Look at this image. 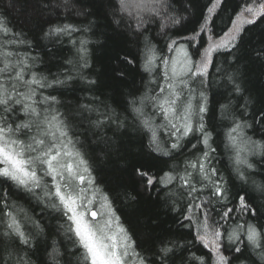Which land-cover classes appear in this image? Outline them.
I'll list each match as a JSON object with an SVG mask.
<instances>
[{
  "label": "snow or ice",
  "instance_id": "6c2138e0",
  "mask_svg": "<svg viewBox=\"0 0 264 264\" xmlns=\"http://www.w3.org/2000/svg\"><path fill=\"white\" fill-rule=\"evenodd\" d=\"M224 3L225 0H209L207 15L201 14L197 26L191 30L192 35L169 39L166 47L175 54L172 57L165 56L145 38L142 67L156 88H148L140 96H133L128 103L142 127L150 132L151 151L158 154L156 159H174V151L182 149L183 142L189 137L196 141L191 144L193 149L197 145L201 148L198 154L186 158L182 170L162 161L167 171L161 168L153 172L152 165L140 164L133 169V174L145 192H157L158 197L160 192L164 193L165 203L170 204L172 210L179 211L187 221L181 227L194 230V240L208 250L206 257L190 253L188 264H246L252 259L245 255L249 247L264 264V225L242 219L245 215L257 216L258 209L243 194L235 197V207H228L231 202L230 182L213 163L215 141L205 119L210 112L206 83L209 69L214 67V54L222 50L230 53L240 50L245 25L264 20V0H246L243 10L230 21L231 27L223 34L215 35L213 16ZM56 7L62 9L65 16L85 14L76 8L75 0H59ZM171 7V0H115L112 14L116 24L124 22L125 17L134 20V29L141 36L147 32L146 25L153 19L163 21L159 25L161 28L186 27L183 24L186 17L169 12ZM117 16L120 18L116 19ZM79 31L81 29L74 24H53L45 35L59 38ZM205 35L206 46L201 45L195 50L196 59L189 50L190 46ZM25 43L28 42L9 26V21L0 16V177L29 192H43L48 206L66 217L65 234L77 250L83 249L82 259L86 264H175L176 250L181 248L178 241L161 240L158 246H153L155 250L145 249L120 223L112 197L100 189L89 160L76 147L68 120L53 107L58 103L57 97L42 94L43 89L65 85L73 77L64 73V79L49 80L32 71L30 61L34 63L35 58L16 51L17 45ZM72 43L77 46V70L89 68V41L81 38ZM253 54L264 64V45ZM122 63L132 64L134 61L125 57ZM68 64L73 61L69 60ZM125 76L121 70L119 78ZM81 79L90 86L97 83L82 74ZM227 80L235 93L243 91L237 83L238 72L227 75ZM194 84L198 87L194 88ZM249 105L254 106L251 99L243 106L244 112L239 117L232 113L231 101L220 105L221 115L231 119L225 146L232 153L236 178L244 184L250 180L246 172L254 167L249 158L257 154L264 156V140H253L246 132L252 126L243 118ZM148 106L156 111L146 112ZM81 107L85 111H96L89 105ZM157 114L162 118L159 124L154 120ZM102 116L95 121L97 127L113 121L114 117L117 127L124 126L114 110ZM253 119L264 124V108L256 112ZM162 132L167 134V140L162 139ZM252 183L264 194V183ZM126 195L129 200H136L132 193ZM216 204L223 208L216 213L219 219L211 214ZM235 212H239L240 217L229 224ZM6 217L2 221L5 231L0 235L15 236L23 245H30L32 235L25 231L16 213L9 210ZM33 224L39 229L38 222ZM50 255L53 264H62L66 253L53 249ZM17 264L30 262L20 258Z\"/></svg>",
  "mask_w": 264,
  "mask_h": 264
},
{
  "label": "trees",
  "instance_id": "16d2710c",
  "mask_svg": "<svg viewBox=\"0 0 264 264\" xmlns=\"http://www.w3.org/2000/svg\"><path fill=\"white\" fill-rule=\"evenodd\" d=\"M58 2L59 0H0V16H4L9 21V26L28 42L17 45L16 51L20 55L34 57L35 62L30 61L32 71L49 80L64 79V73L73 77L65 85L43 89L42 94L57 97L58 103L53 107L58 108L68 120L77 142L76 147L89 160L97 184L112 197L120 223L133 234L137 243L145 249L155 250L153 246H158L161 240L178 241L181 248L176 250L175 264H188L190 253L206 257L208 250L194 240V230L181 227L187 221L183 220L179 211L172 210L170 204L165 203L164 193L160 192L158 197L157 192H145L137 184L133 174V169L140 164L152 165L153 172L161 168L167 171L168 168L162 161L182 170L186 158L193 153L198 154L201 146L197 145L193 149L191 144L196 141L189 137L183 142L182 149L174 151V159H156L158 154L152 152L149 146L150 132L142 127L128 102L148 88H156L155 83L149 82V74L142 67L145 38L165 56H174L166 47L169 39L192 35L191 30L197 26L201 14L207 15L206 5L210 6L209 0H171L169 12L186 17L183 22L186 27L176 25L161 28L159 25L163 21L153 19L146 25L147 32L141 36L134 29V20L125 17L120 24L114 22L112 12L115 0H75L76 8L83 10L85 14L71 16H65L63 10L56 7ZM245 4L246 0H225L223 7L213 16V33L221 35L226 32L231 27L230 21L243 10ZM184 8H188V11H184ZM53 24H74L81 31L59 38L46 36ZM165 32L167 35H164ZM81 38L89 41V68L78 71L77 46L72 41ZM206 40L207 36H202L198 43L190 46L189 50L194 58L198 59L195 50L201 45L206 46ZM262 45L264 20H258L253 25L245 26L243 46L238 52L222 50L214 54V67L209 69L210 75L206 83L210 112L205 117L215 141L213 163L230 182L231 202L228 207L236 206L237 195H246L248 202L258 209L259 214L255 217L245 215L242 219L257 225H264V194L252 182L264 183V156L257 154L249 158L254 167L246 172L250 176L247 184L236 178L232 153L225 146L231 119L221 115L220 105L231 101L232 113L239 117L244 112L243 106L251 99L254 106L249 105L248 112L243 117L252 125L246 132L253 140H264V124L253 119V115L264 108V64L253 54ZM125 57L134 63H122ZM69 60L73 64H68ZM121 70L126 73L123 79L119 78ZM234 72H238L237 83L243 90L241 93H235L227 80V75ZM81 74L96 80V85L85 83ZM193 87L197 88L198 85L194 84ZM82 105H89L96 111H85ZM112 110L123 121L124 126L117 127L114 117L113 121H106L103 126L97 127L95 121ZM145 110L148 113L156 111L151 106ZM154 120L159 124L162 118L157 114ZM161 136L163 140L168 139L164 132ZM129 192L136 196L135 201L127 198L126 194ZM9 210L16 213L25 231L32 235V243L23 245L15 236L9 238L0 235V264H17L20 258H26L30 264H53L50 255L53 249L66 253L62 264H67L69 260L71 264H86L82 259L83 249L77 250L65 234L66 217L48 206L42 191L29 192L0 177V233L5 231L2 221L7 219L6 213ZM221 211V205L216 204L215 211L211 214L219 219L216 213ZM238 217L239 212L233 213L229 224L235 223ZM34 221L38 222L39 229H35ZM245 255L252 258L246 264H253V261L261 264L250 247Z\"/></svg>",
  "mask_w": 264,
  "mask_h": 264
},
{
  "label": "rangeland",
  "instance_id": "374dc122",
  "mask_svg": "<svg viewBox=\"0 0 264 264\" xmlns=\"http://www.w3.org/2000/svg\"><path fill=\"white\" fill-rule=\"evenodd\" d=\"M245 15H247L246 13H245ZM246 26V25H245ZM97 208V210H99V204H98V206L96 207Z\"/></svg>",
  "mask_w": 264,
  "mask_h": 264
}]
</instances>
